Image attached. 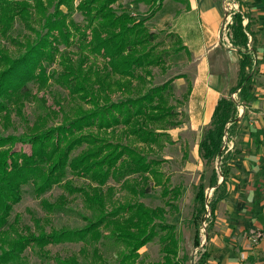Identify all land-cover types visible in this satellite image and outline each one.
<instances>
[{
	"label": "trees",
	"instance_id": "obj_1",
	"mask_svg": "<svg viewBox=\"0 0 264 264\" xmlns=\"http://www.w3.org/2000/svg\"><path fill=\"white\" fill-rule=\"evenodd\" d=\"M73 1L0 0V38L6 39L10 35L16 21L25 25L29 21L38 23L46 30L44 35L36 32L34 41H27L30 43H26L25 52L17 58L7 56L0 47V64L3 66L0 71V118L3 126L7 128L12 114L28 126L23 110L31 95L27 86L29 82L45 86L51 79L69 96H78L80 102L73 112L74 118L65 117L57 126L47 127L48 111L38 114V123L29 125L20 136L0 134V264H24L23 254L28 248L43 251L49 245L65 242L82 243L84 260L87 249L92 250L91 261L77 263L76 258L71 261L58 259V264H138L139 250L156 238L161 259L146 264H181L178 262L179 241L175 226L166 222L169 212H178L176 202L181 196L180 188L170 187L169 178H164L156 168L159 161L148 160L138 148L113 144L90 130L95 127L97 131L106 132L122 127L126 138L146 145L157 144L162 138L169 139L167 132L181 125L178 113L170 103L173 98L171 81L135 99L127 97L117 103L110 101L113 90L127 92L133 81H144L137 75L138 70L150 76V67L163 66L161 54L168 55V52H155L156 44L152 43L157 37L145 27L146 19L137 20L125 11L117 13L112 8L119 0H81L77 5V12L83 16L81 25L71 18L75 12ZM143 1L151 4L162 0ZM234 2L237 11L233 12L231 24L226 28L230 32L231 45L239 55V70L237 84L229 95L237 93L244 100L254 82L252 70L257 65L256 49L250 46V38L255 39L250 14L244 12L246 3ZM53 5L54 13L48 14ZM60 6H65L67 13H62L58 9ZM56 42L65 47L59 52L58 62L62 69L59 75L47 73V68L57 57ZM70 46L75 47L78 56L75 60L69 53L71 50L66 49ZM183 50L180 45L173 52L177 54ZM98 57L104 59L101 69L91 62L86 66L91 58L94 61ZM82 104L89 105L90 109H84ZM58 111L63 113L60 107ZM235 121L236 103L228 97L221 98L212 114L211 126L199 143L203 161L210 163L220 159L219 173L223 178L218 183L217 172H212L210 199H206L203 186H198L196 200L200 209L194 220L208 221L206 232L213 224L217 204L228 196L230 168L227 163L231 155L222 149L223 136L225 132L228 135L234 132ZM231 123L233 126L227 128ZM114 135L115 132L112 138ZM17 143L29 145L30 153L13 151ZM82 145L87 148L72 156ZM102 156L104 158L99 160ZM69 175L96 184L97 194L91 195L92 188L74 187L72 180H66ZM129 176H136L137 185L141 182L133 189L141 197L152 188L160 187L163 206L149 208L140 202L125 203L106 213L102 187L110 179L120 182ZM55 186L61 187L66 196L78 195L85 205H93L87 208L93 209L95 217L84 218L87 224L76 231L51 230L45 233L42 229L17 228L19 218L15 216L11 220V214L22 201L24 187H30L31 194L40 199ZM40 204L46 214L59 212L66 204V197L58 198L55 205L42 199ZM205 214L207 218H203ZM35 221L39 228L41 220ZM102 231L108 233L103 235ZM198 231L193 240L195 249L201 247ZM105 241L119 247L113 263L99 254L100 242L104 245ZM199 256L197 264H204L207 254L202 252Z\"/></svg>",
	"mask_w": 264,
	"mask_h": 264
},
{
	"label": "rangeland",
	"instance_id": "obj_2",
	"mask_svg": "<svg viewBox=\"0 0 264 264\" xmlns=\"http://www.w3.org/2000/svg\"><path fill=\"white\" fill-rule=\"evenodd\" d=\"M80 1L81 0L73 1L72 8L75 12L71 15V18L79 25L84 23L83 16L77 12V5ZM171 1L172 0H168L164 5L162 15L171 12L175 8L173 4L177 5L174 1ZM249 1L250 8L246 7L244 12L249 13L252 20L251 29L255 40L253 41L250 38V46L253 45L256 49V64L264 65V52L262 53L261 51L262 45H264V0ZM134 2L138 4L140 8L139 11L141 12L144 9V5L146 7L151 5V8L157 5L156 1L146 5L141 0H119L112 8L117 13L125 11L137 20H147L148 18H142L133 14L129 5ZM58 9L62 13H67V8L65 6H60ZM54 11L55 5L49 8L48 14H52ZM234 11H237V4L234 0H224V19L220 37L223 43L221 44L222 51L232 54L235 59L238 60L236 49L232 47L230 42V32L225 28L227 27V22H231V16ZM151 12H153V10ZM228 18L230 19L228 20ZM146 20L144 23L145 27L157 37L152 43L156 44L155 52H160L161 54L166 51L168 55L161 54L164 62L163 66L150 67V76H146L141 70H138L137 75H140L144 81H133L132 87L127 90V92L116 89L113 90L110 95V101L117 103L121 100H125L127 97L135 99L148 93L152 88L163 85L167 81H171L173 86V98L170 100V103L178 113V120L181 122V125L178 128L168 131L170 135L169 139L162 138L157 144L150 145L134 142L133 138H126V132L122 127L114 131L108 130L106 132L97 131L95 127H92L90 130L95 135H98V137H105L113 144L119 143V145L122 146L128 145L138 148L141 154L145 155L148 160L160 162L156 167L157 170L163 173L164 178H169V185L171 188L179 187L181 190V196L176 202L178 212H169L166 215V222L175 226V233L178 237V262L181 264H197L200 257L199 255L203 251L202 247L207 245L209 237V232L207 233L205 229L208 221L203 222L202 220H194L196 212L200 209V204L196 200L198 186L200 184L203 186L206 199H210L213 190L209 187L212 172H217L219 176L218 183L223 179L220 177L219 173L220 159L217 158L215 161L208 163L201 159L198 152V144L211 126V109L214 105V99L210 96H206V98L203 96V98H200V96L196 95L191 100L190 98H186L184 94L189 83L191 84V72H188V67H183L185 64L184 60H179L184 57V54H174L173 52L180 47L181 44L177 42L173 34H168L170 32L168 25L159 28V26L154 25V23L148 24ZM36 32L37 35H44L46 30L38 23L29 21V23L25 25L16 21L10 35L6 39L0 38V47L7 56L17 58L25 52L26 43L34 41ZM50 41H52L51 38ZM55 44L58 46L57 57H55V63L47 68V73L54 72L59 75L62 70L58 62L59 52H63L65 47L60 42H56ZM66 49L71 50L69 53H72V58L74 60L78 57L77 54H75L74 46H70ZM215 56L216 52L212 53L210 57L214 58ZM90 62L95 67L101 69V66L104 64V59L98 57L93 61L91 58V61L87 62L86 66H88ZM2 68L3 66L0 64V71ZM183 71L188 72L186 73L188 79L177 80L176 77L184 74ZM94 72L98 71L95 70ZM252 73L254 76V84L249 87L250 92L244 103H242L238 94L234 96L229 94L226 95L230 99L233 98L237 107L234 133L228 135L227 132L225 140L223 136V149L226 153L229 152L231 155L227 163V166L231 167V171L228 175L229 188L231 190L232 186L236 185V191L229 199L220 202L217 207H264V184L263 187L259 186L260 180L264 181V67L258 70V68L254 66ZM235 76L236 74L234 75L233 72L229 75L227 74L224 82L231 83ZM27 86L31 90V95L29 100L24 103L25 107L23 113L28 126L33 125V123H38V114L42 112L50 111L48 114L47 127H54L61 124L64 122L65 117L68 119L74 118L73 112L80 105L77 99L78 96H69L65 89L61 88L51 79H49L48 84L45 86L39 85L37 82H29ZM225 86L227 85L225 84ZM196 91H199V89L197 90L196 88ZM82 105L84 109H90L89 105ZM59 107L63 113L58 111ZM3 123L2 118H0V134L5 137L9 135L20 136L28 127L27 124L21 121L15 114L11 115V122L7 128L3 126ZM232 126L233 123L228 124V127ZM114 132L115 135L114 138H112ZM86 148V145L80 146L73 152L72 156H76ZM13 151H21L29 154L30 146L17 143L13 146ZM103 158L104 156L99 158V160ZM249 162L251 164H248ZM135 178L136 176L126 177L124 179L126 182L124 180L115 182L110 179L106 183V186L102 187V191L104 192L102 198H104V211L106 213L111 212V210H114L118 205L125 203L140 202L149 208L163 206L160 196V187L152 188L147 194L141 197L133 192V189L141 183L137 185ZM66 180H72V185L77 189H83V187L86 189L92 188L91 195L97 194L95 192L97 185L93 182H89L86 178H75L69 175ZM260 184L262 183L260 182ZM23 190L22 201L13 208L11 214V220L15 216L19 218V225L17 227L19 229L24 227L30 228L31 231L42 229L45 233H49L51 230L76 231L82 229L87 224L84 218L95 217L93 209L87 208L93 207V205H85L81 196H66L65 191L59 186L53 187L51 191L40 198L46 200L48 204L55 205L58 198L61 196L66 197V204L63 209L59 212L50 214L44 212L40 204V199H36L31 194L30 187H24ZM234 194H236L235 197ZM252 199H254L253 202ZM225 210L226 209H222V214L228 217L227 211ZM207 217V214L203 215V218ZM35 219L41 220L39 228L35 225ZM247 219V226L249 227L245 226L243 229L230 228L231 231L229 233H232L233 237L236 236L235 240L237 242L241 237L243 238L242 240L247 239L249 241H252L254 237H258L259 239L264 237V226L254 228V226L251 225L252 227H250L249 223L253 221V218L249 216ZM254 221L256 220L254 219ZM197 230H199L198 232L200 233L201 239L200 249H195L193 247L194 235ZM102 233L106 235L108 231H102ZM232 239L233 238H230V241ZM100 246L99 254L102 258L109 263H113L116 256V249L119 247L112 246L111 241H105L104 245L100 242ZM82 247H84L82 243L65 242L49 245L43 251L28 248L23 254L24 259L22 262L24 264H58L56 262L58 259H68L66 261H71L76 258L77 263H80L81 260H84ZM139 254L140 258L138 264L159 261L161 259V252L157 238L150 244L141 248ZM91 255L92 250L88 248L84 263L91 261Z\"/></svg>",
	"mask_w": 264,
	"mask_h": 264
},
{
	"label": "crops",
	"instance_id": "obj_3",
	"mask_svg": "<svg viewBox=\"0 0 264 264\" xmlns=\"http://www.w3.org/2000/svg\"><path fill=\"white\" fill-rule=\"evenodd\" d=\"M141 1L144 2L143 0ZM172 1L177 5L173 4L175 8L171 12L163 15V8L168 0L158 1L156 3L157 5L153 6V8L150 7L151 5L149 6L144 2L148 6L146 7L144 5L142 12L139 11L140 8L136 2L129 6L133 14L142 18H148L146 20L148 24L154 23V25L159 26V28L168 25L170 28L168 34H173L177 37V42L184 47L182 52L177 53L181 55L184 54V57L179 60H184L185 64L183 67H188V72H191V84L189 83V86H187L184 95H186L187 99L190 98V100L193 99L195 95L200 96V98H203V96L204 98L210 96L214 99V105L211 109L212 119V114L217 102L221 98L227 97L226 95L236 86L238 80L239 55L237 54L238 60H236L232 54L225 53L221 49V44L223 43L221 42L220 32L224 19V0ZM239 1L246 3L247 7L250 8L249 0ZM158 4L160 6H158ZM152 10H155L153 14L151 12ZM261 51L262 53L264 52V45H262ZM214 52H216V56L211 58L210 56ZM262 67H264L262 64L256 65L258 70H260V68L262 69ZM188 72L183 71L184 74L177 76L176 79H188L186 77V73ZM232 72L234 75L236 74V76L231 83H225V76ZM225 84L227 86H225ZM196 88L197 90L199 89L200 92L196 91ZM247 97L241 100L242 103L246 101ZM248 164L251 163L249 162ZM228 167L231 171V167ZM260 182L262 184H260ZM260 182L259 186L263 187L264 181L260 180ZM235 186L236 185L232 186L230 190L228 183L229 192L225 200L229 199L236 191ZM235 196L236 194H234V197ZM253 201L254 199H252V202ZM222 209H226L225 211H227L228 217L222 214ZM249 216L253 218V221L249 223L250 227H252L251 225H253L254 228L264 226V207L216 206L213 224L208 230L209 233L207 232L209 234L208 242L205 247L203 246L204 249H202V252L207 254L204 264H264V237L262 239L254 237L252 241L247 239L242 240L243 238L241 237L237 242L235 240L236 236L233 237L232 233H229L231 231L230 228H245L248 223L247 217L249 218ZM254 219L256 221H254ZM230 238L233 239L230 241ZM242 256H244V259H241Z\"/></svg>",
	"mask_w": 264,
	"mask_h": 264
},
{
	"label": "built area",
	"instance_id": "obj_4",
	"mask_svg": "<svg viewBox=\"0 0 264 264\" xmlns=\"http://www.w3.org/2000/svg\"><path fill=\"white\" fill-rule=\"evenodd\" d=\"M229 19H230V18H228V20H229ZM227 23H228V24H231V22L229 23V21H228ZM228 24H227V25H228ZM227 25H226V26H227ZM225 28H226V27H225ZM225 28H224V29H225ZM235 94H237V93H235ZM235 94H233L232 96H234ZM231 99L233 100V98H231ZM233 101H234V100H233ZM227 127H228V125H227ZM226 134H227V133L225 132L224 140L226 139ZM224 144H225V143H224ZM223 148H224V147H222V149H223ZM207 216H208V215H207ZM241 259H244V256H242Z\"/></svg>",
	"mask_w": 264,
	"mask_h": 264
}]
</instances>
